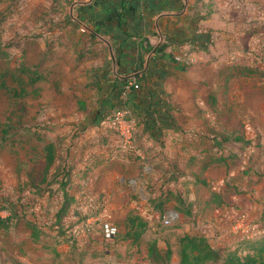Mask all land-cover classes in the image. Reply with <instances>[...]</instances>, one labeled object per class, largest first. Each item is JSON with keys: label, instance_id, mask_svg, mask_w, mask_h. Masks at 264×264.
<instances>
[{"label": "rangeland", "instance_id": "374dc122", "mask_svg": "<svg viewBox=\"0 0 264 264\" xmlns=\"http://www.w3.org/2000/svg\"><path fill=\"white\" fill-rule=\"evenodd\" d=\"M242 3L218 30L233 44L222 40L189 64L173 86L184 105L169 108L177 129L154 142L136 125L120 134L114 111L86 122L94 103L76 108L60 63L38 57L25 0H0V264H149L146 249L125 239L129 216L147 222L145 240L171 249L170 264L187 234L221 255L264 238V0ZM171 193L178 199L157 210ZM214 193L225 199L217 208Z\"/></svg>", "mask_w": 264, "mask_h": 264}, {"label": "crops", "instance_id": "0c3cea01", "mask_svg": "<svg viewBox=\"0 0 264 264\" xmlns=\"http://www.w3.org/2000/svg\"><path fill=\"white\" fill-rule=\"evenodd\" d=\"M23 6L25 26L38 30V57L60 63L61 82L79 95L76 108L94 103L86 122L98 124L121 105L132 109L140 129L139 111L160 104L164 119L150 130L157 132L143 134L154 142L177 129L169 108L184 105L173 86L214 44H233L218 30L232 25L231 11H243L242 0H25ZM132 80L139 91L125 89Z\"/></svg>", "mask_w": 264, "mask_h": 264}, {"label": "trees", "instance_id": "16d2710c", "mask_svg": "<svg viewBox=\"0 0 264 264\" xmlns=\"http://www.w3.org/2000/svg\"><path fill=\"white\" fill-rule=\"evenodd\" d=\"M138 85L140 90L141 84L138 83ZM149 105V107L143 109V112L139 111L137 117L142 119L144 128L149 132L148 134L152 136L154 132H157L150 131L152 130V123L155 119H164V115L161 113L163 108L160 104L152 103ZM157 106H159L160 109L157 108ZM80 108L83 109L81 106ZM121 108L122 106L120 105L116 109ZM129 110L132 112V109L129 108ZM53 160V146L52 144H47L46 162L48 165H51ZM220 160L222 161V158L211 159L204 165V168ZM170 198L178 199V197L173 196L172 193L169 194L166 199L158 201L156 205L157 210L163 212L164 203ZM224 200L225 199H222L221 195L214 193L209 203L214 204L215 208H217L223 205ZM4 223L5 219L0 218V226L4 225ZM147 226V222L138 216L127 217L125 220V228L127 229L125 239L130 240L135 247H144L146 249L149 264H170L173 255L170 248L161 249L156 239L149 241L143 238ZM243 250H248L249 252L243 255ZM13 264L25 263L15 261ZM177 264H264V238L260 241L245 243V249L227 251L221 255L219 251L209 244L207 237L204 235L187 234L179 240Z\"/></svg>", "mask_w": 264, "mask_h": 264}, {"label": "built area", "instance_id": "2783aa9c", "mask_svg": "<svg viewBox=\"0 0 264 264\" xmlns=\"http://www.w3.org/2000/svg\"><path fill=\"white\" fill-rule=\"evenodd\" d=\"M127 86L125 89L127 91L133 90L138 91L139 85L135 80H132L131 82L126 84ZM111 124L114 126L116 130L120 131V134H122V128H125V132L129 133V130L133 131L136 125L135 119L131 117V111L128 107H122L121 109L114 110L113 114H111V117L109 118ZM175 213L171 212L169 213L164 219L163 223L168 225L174 218Z\"/></svg>", "mask_w": 264, "mask_h": 264}]
</instances>
